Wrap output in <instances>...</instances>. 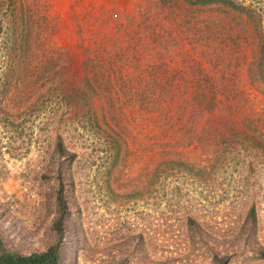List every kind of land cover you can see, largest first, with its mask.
Listing matches in <instances>:
<instances>
[{
  "label": "rangeland",
  "instance_id": "1",
  "mask_svg": "<svg viewBox=\"0 0 264 264\" xmlns=\"http://www.w3.org/2000/svg\"><path fill=\"white\" fill-rule=\"evenodd\" d=\"M0 236L264 264V0H0Z\"/></svg>",
  "mask_w": 264,
  "mask_h": 264
},
{
  "label": "trees",
  "instance_id": "2",
  "mask_svg": "<svg viewBox=\"0 0 264 264\" xmlns=\"http://www.w3.org/2000/svg\"><path fill=\"white\" fill-rule=\"evenodd\" d=\"M60 204L63 198H59ZM60 243L49 246L44 251L22 253L10 249L0 236V264H60Z\"/></svg>",
  "mask_w": 264,
  "mask_h": 264
}]
</instances>
